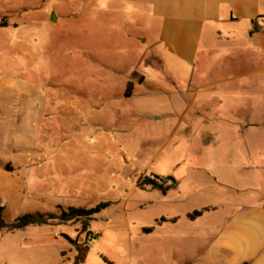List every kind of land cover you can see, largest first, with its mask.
Instances as JSON below:
<instances>
[{
	"label": "rangeland",
	"instance_id": "rangeland-1",
	"mask_svg": "<svg viewBox=\"0 0 264 264\" xmlns=\"http://www.w3.org/2000/svg\"><path fill=\"white\" fill-rule=\"evenodd\" d=\"M103 2L0 0L4 219L112 202L89 221L90 239L80 222L0 230V264H54L61 232L92 241L85 264H201L233 213L264 202V84L159 62L148 21ZM144 175L176 184L163 192ZM204 205L217 208L193 218L195 259L139 231L182 230Z\"/></svg>",
	"mask_w": 264,
	"mask_h": 264
},
{
	"label": "crops",
	"instance_id": "crops-1",
	"mask_svg": "<svg viewBox=\"0 0 264 264\" xmlns=\"http://www.w3.org/2000/svg\"><path fill=\"white\" fill-rule=\"evenodd\" d=\"M103 1V9L121 11L148 21V26L154 31L152 58L168 56L188 67L220 66L228 74V81L264 84V29L254 28L255 23L259 26L263 24L264 0ZM204 207L210 209L201 215L217 208L214 205L201 208ZM161 216L164 215L154 218L157 226ZM150 226L140 225L139 231L159 243L155 246L180 249L185 259L197 257L198 253L192 250L199 249L201 235L195 229L194 219H189L182 230L175 227L159 230V236H156L155 226L151 231L143 232L144 227ZM62 238L66 243L55 251L54 264H73L76 250ZM206 248L208 258L201 264H264V202L233 213L210 237ZM85 260L86 257L79 264H85ZM126 264L148 263L131 260Z\"/></svg>",
	"mask_w": 264,
	"mask_h": 264
},
{
	"label": "trees",
	"instance_id": "trees-1",
	"mask_svg": "<svg viewBox=\"0 0 264 264\" xmlns=\"http://www.w3.org/2000/svg\"><path fill=\"white\" fill-rule=\"evenodd\" d=\"M254 28L264 29V17L263 24L261 26L255 23ZM131 88V82L127 85V92L125 95H128V90ZM146 183H149L152 187L159 188L163 192L168 190L170 187L175 186V182H169L166 178H160L161 183L155 182L153 180H145ZM166 183V184H165ZM112 202L110 200L99 201L92 206H73L70 205L67 208H62L60 205H57L56 210L48 211H32L26 212L20 215H17L11 221H6L3 217V208L4 205H1L0 201V230L7 231H19L25 229L30 225H59V224H68L80 222L79 232H84L86 239L92 237L91 231L88 229L89 221L93 216L98 213L100 210L108 207ZM210 207H204L201 209H195L192 212L188 213L190 219L195 218L196 216L201 215L204 211L209 210ZM165 218L161 217L160 220ZM152 226L144 227L143 231H151ZM60 235L69 241L76 250V255L73 260V264H79L84 261L88 245H84L79 242L77 237H71L67 233L61 232Z\"/></svg>",
	"mask_w": 264,
	"mask_h": 264
},
{
	"label": "built area",
	"instance_id": "built-area-1",
	"mask_svg": "<svg viewBox=\"0 0 264 264\" xmlns=\"http://www.w3.org/2000/svg\"><path fill=\"white\" fill-rule=\"evenodd\" d=\"M144 180H153L155 182L161 183L160 178L159 177H153L151 175H144ZM166 184V183H165Z\"/></svg>",
	"mask_w": 264,
	"mask_h": 264
},
{
	"label": "water",
	"instance_id": "water-1",
	"mask_svg": "<svg viewBox=\"0 0 264 264\" xmlns=\"http://www.w3.org/2000/svg\"><path fill=\"white\" fill-rule=\"evenodd\" d=\"M50 17H51V20H53V21L55 20V14H54V12H51ZM167 179H168L169 181H171V182H175L174 178L171 177V176H168ZM242 264H248V263H247V262H243Z\"/></svg>",
	"mask_w": 264,
	"mask_h": 264
}]
</instances>
